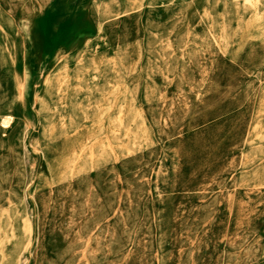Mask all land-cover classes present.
I'll list each match as a JSON object with an SVG mask.
<instances>
[{
	"label": "rangeland",
	"instance_id": "1",
	"mask_svg": "<svg viewBox=\"0 0 264 264\" xmlns=\"http://www.w3.org/2000/svg\"><path fill=\"white\" fill-rule=\"evenodd\" d=\"M37 5L29 150L0 123V264H264V0Z\"/></svg>",
	"mask_w": 264,
	"mask_h": 264
},
{
	"label": "crops",
	"instance_id": "2",
	"mask_svg": "<svg viewBox=\"0 0 264 264\" xmlns=\"http://www.w3.org/2000/svg\"><path fill=\"white\" fill-rule=\"evenodd\" d=\"M37 6V0H0V61L3 67L1 72L10 77L9 88L4 96L0 92V100L5 97L6 102L8 101L6 104L12 107V112L18 121L29 124L25 136L27 148L30 147L32 112L37 104L36 40L38 18L40 17ZM113 6L116 7V5ZM45 21L47 20L45 19ZM59 42L58 52L63 55L62 50L65 43L63 40ZM83 49L76 54L78 59L81 56L80 53L84 51ZM114 59L127 61L121 57L119 52L114 54ZM126 63L124 62V64ZM56 70L52 69L49 76H55L58 72ZM124 72V81L119 80L118 83L116 80L114 81V78H111L105 87L108 86L109 91L117 93V90H120L127 81L129 73L125 67ZM11 80H13L12 83ZM115 97L112 100L116 104ZM117 105L120 106V102ZM11 152L12 149L6 148L3 155L11 158L7 160V163L14 164V151Z\"/></svg>",
	"mask_w": 264,
	"mask_h": 264
},
{
	"label": "bare ground",
	"instance_id": "3",
	"mask_svg": "<svg viewBox=\"0 0 264 264\" xmlns=\"http://www.w3.org/2000/svg\"><path fill=\"white\" fill-rule=\"evenodd\" d=\"M103 9H102V14H108L110 15L112 12V5L111 4H103L102 5ZM6 37V35H5ZM6 43V42H5ZM96 51V50H95ZM11 64V63H10ZM124 67L127 69V71L130 69V64L129 63H126L124 64ZM80 74V73H79ZM82 79V78H81ZM69 80V77L67 75V72L64 71V69H59L57 74L55 76H52V77H48L46 79V83H47V90L49 92H52V91H59V90H62L64 84ZM17 81V80H16ZM94 81V79H93ZM96 82V81H95ZM21 83V82H20ZM19 85V84H18ZM115 92V91H114ZM113 91H108V90H104V92H102V95L100 96V101H102L103 103H105L106 101H110V97L111 95L114 93ZM4 96V95H3ZM16 97V96H15ZM5 98V97H4ZM2 99L0 100V103L2 105V107H0V123H3V122H7L9 120H17V117L15 116V114L12 112V107L8 106V104H6V98L5 99ZM16 100V99H15ZM123 100H125V97L123 98ZM17 103V102H16ZM12 104V103H11ZM14 106V105H13ZM45 106H46V103L44 102L43 100V96H40V99H39V111L41 113V115L44 117L45 116ZM118 112H117V116L115 119L112 120V124L111 125H114L117 130L119 131L122 127L125 128V124H126V111L125 109L123 108V106H118L117 108ZM137 113V112H136ZM139 113V112H138ZM137 113V114H138ZM127 114V113H126ZM19 117V116H18ZM61 125H62V129L64 128V123L61 122ZM18 130V129H17ZM16 130V132H17ZM53 127L51 126L50 127V130H49V133L50 134H53ZM116 130V132H117ZM127 131H129L127 129ZM126 131V132H127ZM47 133V132H46ZM46 133H44V135H46ZM16 134V133H15ZM15 144V142H14ZM27 149V148H26ZM25 152V151H24ZM43 154H44V157L46 159H48V154L43 151ZM1 198V197H0ZM8 227V226H7ZM3 228H5L3 226ZM28 230L30 232V226L28 227Z\"/></svg>",
	"mask_w": 264,
	"mask_h": 264
}]
</instances>
